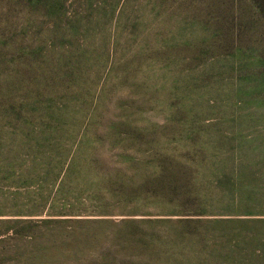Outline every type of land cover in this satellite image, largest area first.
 Segmentation results:
<instances>
[{
	"label": "rangeland",
	"instance_id": "374dc122",
	"mask_svg": "<svg viewBox=\"0 0 264 264\" xmlns=\"http://www.w3.org/2000/svg\"><path fill=\"white\" fill-rule=\"evenodd\" d=\"M259 1L0 0V264H264Z\"/></svg>",
	"mask_w": 264,
	"mask_h": 264
},
{
	"label": "trees",
	"instance_id": "16d2710c",
	"mask_svg": "<svg viewBox=\"0 0 264 264\" xmlns=\"http://www.w3.org/2000/svg\"><path fill=\"white\" fill-rule=\"evenodd\" d=\"M260 6H258L260 12L263 13V10H264V0H261L259 1ZM253 26V24H251ZM263 26V40H261V46H260V49H261V53L257 54V57L260 58L259 63L262 64L264 66V49H263V42H264V22L262 24ZM243 27H247V25H244ZM248 29H250L251 31V28L248 26ZM2 34V33H1ZM3 35V34H2ZM7 40H5L4 36H0V70H10V65H9V61L11 59H9V55H8V52L6 51L5 47H6V44H7ZM235 54L239 51V50H242L244 51V55H248V53L254 49L255 47L253 45H250V46H245V45H241L239 44L238 46H235ZM33 53V56H34V53L35 51H32ZM261 70H264L261 69ZM261 70H258V74L259 75H262V71ZM0 102H2V99L0 98ZM13 130L14 129V126L12 127ZM56 129H60V125L57 124L55 126ZM56 141V147L58 150H60L63 146V144L61 142H58L59 139H54ZM37 156V157H36ZM35 156V158L39 161H42V163L44 162L45 164H53V163H56V165H59V167L61 168V170H64L66 173L69 172L71 170V164L73 162L72 159H68L67 160H63L60 162V160H58L53 154H44L42 156V154H37ZM63 181V179H62ZM83 210H75L73 208H64L63 210H61L59 213V215H73V214H76V213H82ZM63 221V222H72V223H87V222H93V221H96V222H104L105 221V218H42V219H39L35 222H46V221ZM8 222H19V221H22V219H15V220H7ZM4 220V222H7ZM27 222H33V220H26Z\"/></svg>",
	"mask_w": 264,
	"mask_h": 264
}]
</instances>
